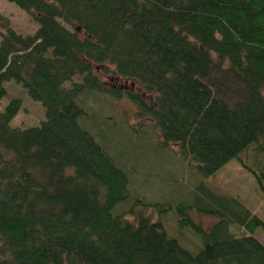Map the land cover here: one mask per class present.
<instances>
[{
    "label": "trees",
    "instance_id": "16d2710c",
    "mask_svg": "<svg viewBox=\"0 0 264 264\" xmlns=\"http://www.w3.org/2000/svg\"><path fill=\"white\" fill-rule=\"evenodd\" d=\"M8 1L36 29L0 14V99L14 80L44 118L11 125L18 97L0 109V264H264V220L238 197L202 183L189 202L130 196L81 103L125 99L133 139L148 120L156 144L203 177L237 158L264 195V0ZM146 208L175 209L201 246H182Z\"/></svg>",
    "mask_w": 264,
    "mask_h": 264
},
{
    "label": "rangeland",
    "instance_id": "374dc122",
    "mask_svg": "<svg viewBox=\"0 0 264 264\" xmlns=\"http://www.w3.org/2000/svg\"><path fill=\"white\" fill-rule=\"evenodd\" d=\"M0 14L7 18L10 27L22 34H32L36 29V23L31 17L13 2L0 0ZM2 29L0 25V30ZM104 79L109 81L108 78ZM111 81L130 89L136 87L135 83L122 82L120 79ZM3 84L7 93L0 99V109L11 97L21 100V108L10 120L11 125L27 127L36 125L44 118L40 101L30 98L20 83L8 80ZM81 103L89 115L94 114L84 120L85 125L90 126L95 137L103 141L115 161L128 172L130 196H141L147 201L171 204L179 200L189 202L194 196L193 187L202 183L219 194L238 197L264 220V195L258 188L253 174L243 168L237 158L226 162L213 175L203 177L191 166L193 164H187L178 152L156 144L153 139L154 131L148 120H144L143 133L140 132L139 137L133 139L131 133L122 127L126 118L124 112L129 113V105L125 99L114 100L85 92L81 95ZM129 119L132 125L136 124L134 119ZM139 208L143 207L137 206V209ZM154 209L146 208L144 211L152 218L159 217L168 234L178 237L182 246L188 249L201 246L200 240L191 233L189 227L178 226L175 209L167 210L159 216ZM188 213L204 228H208L214 221L209 215L194 213L191 210ZM257 235L264 243V234L258 230Z\"/></svg>",
    "mask_w": 264,
    "mask_h": 264
}]
</instances>
